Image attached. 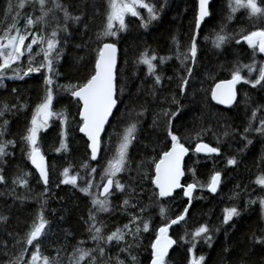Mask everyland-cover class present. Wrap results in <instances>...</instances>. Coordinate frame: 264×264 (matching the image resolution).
<instances>
[{
    "label": "trees",
    "instance_id": "trees-1",
    "mask_svg": "<svg viewBox=\"0 0 264 264\" xmlns=\"http://www.w3.org/2000/svg\"><path fill=\"white\" fill-rule=\"evenodd\" d=\"M58 2L72 16H80L81 22L71 19L65 21L63 11H56L55 19L53 16L47 18L49 23L28 27L27 18L31 16L35 20L40 15L39 4L36 3L33 7L32 1H25V6L19 8L20 0H0V38L12 30H19L23 35L37 33L44 36H50L53 30H57L60 57L55 65L58 75L53 76V110L65 112L69 121L65 126L68 132L65 137L67 151H57L61 148L59 119L39 136L41 151L45 155L47 166L51 168L50 192L45 193L43 183L37 182L38 176L30 166L26 150H21L22 147L26 148L21 143V137L29 125L35 105L45 94L43 77L34 73L24 80L6 81L0 88V108L7 104L11 109L0 117V130L4 131L5 140L16 141L15 147L8 146L10 155L0 161V168L6 178V183H0V215L7 217L6 221H0V264H10L11 260L20 255L18 242L24 243L28 248L24 238L41 212V195L47 201L43 212L49 221L40 239L42 255L50 259L59 258L60 264H69V257L77 247L95 249L97 242L91 239L88 224L85 223L90 210L94 211L92 198L79 189L87 187L89 179L95 184L103 181L101 175L117 148L116 134L122 132L126 124L136 122L137 114L142 113L138 117V142H134L129 149L128 170L117 177L129 192L136 188L139 193L140 185L136 180L138 166L145 157L150 160L156 155L153 147H156L157 152L160 151L166 136L167 117L161 113L164 110L175 111L177 106L182 108V115L176 123L179 125L183 122L185 125L180 128V134L193 137L191 143L185 142L190 151L184 162L186 171L183 182L192 183L195 172V179L205 187L198 185L194 191L193 195L197 198L193 200L186 220L169 229V235L178 243L169 253L168 264H188V248L192 246L191 233L202 224H207L211 229L214 237L212 247H208L203 240H198L193 255H204L207 264H261L264 249L254 244L252 238L254 235L264 236V218L258 202V198L264 196V193L254 183L256 177L264 173V166L260 164V159L264 156V137L254 131L259 127L260 119L264 118V91L259 86L253 89L250 84L241 83L237 86L236 103L223 109L212 103L211 89L220 80L230 79L231 72L236 67H240L241 75L246 78L255 79L259 75L257 53L254 54L243 41L238 45L235 40L242 30L253 31L264 25L249 19L244 13L232 15L229 0H213L210 4L212 15L203 23L199 32L195 33L196 0H145L157 8L159 16L156 20H149L146 12L141 11L143 22L147 23L146 28L142 26L141 19L128 17L126 30L120 31L114 40L104 38L103 41L117 44L116 87L119 101L103 132L98 159L92 162L86 140L79 133L77 105L71 100L70 94L63 90V86L86 82L87 69L94 67L96 50L100 46L97 36L107 24L110 0ZM48 6H52L50 0ZM230 15L231 20L228 19ZM65 26L67 32L59 30ZM217 33L235 38L217 49L213 45ZM192 35L198 36V60L190 83L186 86V95H182L180 85L183 78L188 76L185 65H193L190 59L182 64L183 56L178 57V53L187 51ZM142 55L157 56L153 62L156 65L153 74L149 75L147 67L139 63ZM160 58H165L163 63ZM85 64L87 67H82ZM252 64L256 65V70L248 76L247 68L243 66ZM27 66L28 61L23 58L21 63L13 67L22 70ZM156 75L161 76L160 85H155ZM13 89H18V92L13 93ZM173 99L178 104L173 103ZM13 105L26 107L17 111ZM253 111H256L255 119L252 117ZM249 121L253 131L245 133L244 129L248 127ZM226 128L230 132L228 136L223 135ZM202 129L203 142L219 146V156L208 158L194 154L195 143L199 142L194 137ZM243 136L251 139L252 145L244 148L246 141L242 139ZM230 157L238 159V166L227 165ZM85 164L89 165L87 169ZM65 167H69L70 176H77V187L59 184L62 178L60 173ZM93 167L97 172L90 175ZM214 170L221 171L222 175V184L215 195L209 193L206 187ZM144 171L145 169H140L139 174L142 175ZM150 174L154 176V165ZM23 179H27V186H22ZM142 187L144 192L139 196L140 205L146 209L145 218L150 219L153 234L150 236L149 233H142L136 240L132 235H126L125 240L129 243L121 242L118 245L116 242L107 245L101 241V245L105 247V254L100 258L101 264H108L110 258L112 264H116L117 256L124 264H149L154 230L162 226L165 218L160 216L161 204L151 199L153 186L150 180L144 181ZM177 193L174 201L163 204L167 219H174L187 206L182 191ZM125 198L130 200V205L137 204L136 195L118 194L117 197H109V212L97 214L98 220L103 222L102 225L98 223V226H102L105 238L117 227L123 229L125 224H129L132 214L140 215L139 206H129L126 209L120 207ZM249 200L257 202L246 207ZM234 205L239 207L241 216L234 218L230 226L224 225L223 211ZM130 230L134 231L135 225L129 224V228L124 229L125 232ZM225 247L231 249L230 255L224 252ZM121 248L128 250L121 252ZM133 256L136 257L135 262L132 260Z\"/></svg>",
    "mask_w": 264,
    "mask_h": 264
},
{
    "label": "snow or ice",
    "instance_id": "snow-or-ice-1",
    "mask_svg": "<svg viewBox=\"0 0 264 264\" xmlns=\"http://www.w3.org/2000/svg\"><path fill=\"white\" fill-rule=\"evenodd\" d=\"M51 7L48 6L49 0H32V6L39 4L40 15L35 20L29 16L26 21L28 27L33 24H47L49 23L48 17L53 16L55 19L56 11H63L64 20H73L74 22H81L80 16H72L67 8L58 2V0H50ZM235 6L230 0L229 7L232 12L235 13L240 8L249 9V17L264 20V7L258 6L256 0H234ZM25 6V0H20L18 4L19 8ZM110 11L107 16V24L104 30L97 36V42L100 46L96 50L95 63L93 68H88V75L86 82L79 84H70L63 86V90L70 94L71 100L75 101L79 114V121L77 125L79 132L87 138V149L90 152V160L97 161L99 153L101 151L102 136L101 133L105 131V125L109 122V117L113 115V110L117 107L119 97L117 95V44L116 42H103L104 38H117L118 32L124 31L127 28L125 17L130 15L141 19L142 26L147 27V23H144V18L138 9H144L148 13L149 20H156L159 16L157 8L145 2V0H110ZM198 11L195 16V26L199 30L202 22H206V18L212 15L210 11V0H198ZM162 10V9H161ZM15 20L16 17H13ZM229 20L232 19L230 15ZM118 25V28L115 27ZM14 27V25H13ZM67 32V27L59 29ZM85 30H87V24L85 23ZM223 33V28L221 29ZM217 33L213 39V45L215 48H221L230 39L235 37H229L225 34ZM31 40L25 44V41L29 39V36L19 33L17 30L16 35H6L0 40V85L3 84V80L9 71L12 75L9 79L24 80L26 77L39 73L43 77L44 92L45 94L40 98V101L35 105L33 109L29 125L26 127L25 133L21 137V143L26 146L22 147V151L26 150L27 159L31 162L32 166L39 173L38 183L42 182L44 185V192H50V172L51 168L46 165L45 155L41 151L38 137L43 130L49 127L50 119L57 117L60 121V143L61 148L57 151H67L68 145L65 143V137L68 135L66 131V125L69 123L65 112L54 111V91H53V76L58 75L55 70V65L59 61L60 51L58 50L59 40L57 39V30H53L50 36H44L37 33H30ZM239 38L235 40L236 44H241V41L247 44L249 48L253 50L255 54L257 51L264 54V27H257L256 30L246 31L242 30L239 34ZM191 43L185 53H178L179 56H183L181 63L191 60L193 66L185 65L187 77L183 78V83L180 85V94L186 95V86L190 83V77L194 74V66L198 60V36L192 35L190 37ZM46 42V47H45ZM38 45L39 51L36 52V56L43 54V59L37 61L33 56V46ZM28 53V66L26 69L14 68L21 57ZM82 60L84 58H81ZM157 56L152 55L150 58L147 55H142L139 59V63L147 66V72L149 75L153 74L156 70V65L152 61L156 60ZM165 58H160V62L163 63ZM90 63V61L88 62ZM87 67V65H82ZM243 67L248 69L251 74L256 70V65H244ZM46 70L42 72L41 70ZM22 71V74H21ZM250 84L253 89L259 86L261 91H264V64L259 66V75L255 79H249L241 75L240 67H236L231 72V78L226 80H220L215 84V87L211 89V98L216 101L217 104L232 107L233 103L237 100V85ZM161 84V76H155V85ZM13 93H17L18 89H13ZM122 91V89H121ZM57 102H59L57 100ZM71 103V101L69 102ZM173 103L178 102L173 99ZM17 111L26 105H13ZM11 109L7 104L3 108H0V117H2L5 111ZM259 110V109H258ZM166 119V136L162 142L160 151H156V147H153V152L156 155L152 156L149 160L147 157L141 160L138 166V176L136 178L138 185H140V192L137 193L136 188H132L131 192L120 179H116L118 174L128 170V161L130 160L129 149L133 146L134 142H138L137 126L138 117L142 113L137 114L136 122L128 123L124 126L122 132L117 133V148L113 158L108 160L107 167L104 169V173L101 175V180L106 179V182L101 184H94L93 180L87 181V187H82L79 190L86 196L92 198L93 210L89 212L88 232L91 239L97 242L95 249H87L77 247L72 256L69 257V264H101L100 258L105 254V247L101 245V241H104L107 245H111L113 242L120 244L121 242L129 243L125 240L126 235H132L134 240L138 238L142 233H149L151 236L153 233L150 230V219L145 218L146 209L140 205L139 196L143 194L144 189L142 184L146 180H150L152 187L151 199L155 203L161 204L159 209L160 216L165 218V222L162 226L155 228L154 239L150 244V261L149 264H168L169 249L173 248V245L178 242L169 235V229L173 225H178L186 220L189 214V209L192 206V202L197 197H194L193 193L198 187H205V185L195 179V172H193V182L185 183L182 178L185 177L186 165L183 163L185 156L188 155L190 149L185 146V142L191 143L193 137L182 136L180 134V128L185 127L181 122L177 125L176 121L182 115V108L177 106L175 111L164 110L161 113ZM70 115V114H69ZM252 117L256 118V111H253ZM154 121V126H155ZM7 124V121H5ZM253 131L251 121L249 125L244 129L245 133ZM254 131L264 137V118L260 119L259 127H256ZM204 130L198 132L194 137L199 142L195 143L194 154L203 153L208 158L219 156L221 154V148L219 146H210V144L203 142L202 134ZM224 136L230 135V132L225 129ZM242 139L246 141L244 148L252 145L253 141L248 139L247 136H243ZM16 146L15 140H5L4 131L0 130V161H3L5 157L10 155L7 151L8 146ZM170 145V146H169ZM147 148L148 146L145 145ZM156 156L159 158L157 159ZM239 161L235 157L227 159L228 166H238ZM260 164L264 166V156L260 159ZM154 165V176L151 175V167ZM84 167L87 169L88 164ZM140 169H145L142 175L139 174ZM97 172L96 168H91V174ZM27 175V174H25ZM62 177L59 184L72 185L77 187V176L69 175V167H65L60 173ZM0 183H6L3 169L0 168ZM16 183V181H13ZM259 186L262 193H264V173L258 175L254 181ZM22 186H27V179L21 181ZM59 184L57 187H59ZM222 184L221 171L214 170L210 176L209 181L206 184L207 191L212 194H217ZM96 187L101 189L98 195L93 194L90 189ZM177 190H182L183 197L187 198V206L183 208V211L176 215L174 219H167L165 216V207L163 204L174 201L176 198ZM136 195L138 197L136 205H130V200L125 198L120 205L122 208H128L129 206H139L140 215L132 214L129 224L135 225L134 231L125 232L124 229L129 228V224H125L122 228L117 227L115 231H112L106 236L102 234V226H98V223L102 225V221L98 220V213L109 212L110 201L109 197H117V195ZM238 195V193H237ZM102 197V198H101ZM41 203V212L37 216L36 220L30 226V230L26 233L24 241L27 245L33 246L35 251L31 252V259L27 260L25 253L30 249L24 246V243L18 242L21 252L20 255L10 261V264H60L59 258L50 259L48 256H43L41 253L40 239L45 233L46 226L49 225V221L46 219L43 206L47 203L43 199V196L39 198ZM256 200H249L247 206L256 203ZM258 202L261 209L262 218H264V196L258 198ZM241 211L239 207L232 206L227 207L223 211V224L230 226L234 221V218H239ZM7 217L0 215V221H6ZM142 225V228L141 226ZM219 230V229H217ZM192 246L188 248L189 260L188 264H207L206 257L204 255H193V249L196 248V242L203 240L208 247H212L213 235L211 229L207 224H202L196 228L192 233ZM182 239H184L182 237ZM253 242L264 249V236H253ZM83 243V242H81ZM131 247V244H129ZM126 248H121L120 251H127ZM226 254H231V249L224 248ZM132 260L135 262L136 257L133 256ZM108 264H112L111 258ZM116 264H124L123 261L116 258ZM243 264V262H242ZM261 264H264V259L261 260Z\"/></svg>",
    "mask_w": 264,
    "mask_h": 264
},
{
    "label": "rangeland",
    "instance_id": "rangeland-1",
    "mask_svg": "<svg viewBox=\"0 0 264 264\" xmlns=\"http://www.w3.org/2000/svg\"><path fill=\"white\" fill-rule=\"evenodd\" d=\"M25 1H32V0H25ZM229 3H230V0H229ZM38 4V3H37ZM232 4H233V6H235V4H234V0H232ZM229 9H230V12H231V14L232 15H237V14H239V13H244L249 19H252V20H257V21H259L260 19H256V18H250L249 17V9H246V8H240V9H238L235 13H233L232 12V10H231V8L229 7ZM109 11H110V6H109ZM138 11L141 13V11H144V12H146V14L148 15V13H147V11L146 10H144V9H138ZM128 17H131L130 15H128V16H126L125 17V20L128 18ZM136 18V17H135ZM115 27H117L118 28V25H116ZM119 33V32H118ZM17 34V30H12V31H8L6 34H4L1 38H0V40H2L6 35H16ZM27 36H29V39L28 40H26L25 41V44H27V43H29L30 42V40H31V35L30 34H27ZM107 39H111V40H114V39H116V38H107ZM246 44V43H245ZM247 45V44H246ZM45 47H46V42H45ZM37 51H39V46L38 45H34L33 46V56L35 57V59L37 60V61H39V60H42L43 59V54L41 53V55H39V56H36L35 54H36V52ZM256 53H259L258 51L256 52ZM262 57H263V60H262V64H264V54H262ZM23 58H26L27 59V61H28V53H25V55L23 56V57H21V60L23 59ZM150 58V57H149ZM21 60L18 62V63H21ZM152 62H154V61H152ZM17 63V64H18ZM154 64V63H153ZM144 65V64H143ZM14 66V65H13ZM146 66V65H145ZM147 67V66H146ZM42 72H45L46 70H44V69H42L41 70ZM246 75H248V76H250V75H252L253 73H254V71L250 74L249 72H248V69H246ZM21 74H22V72H21ZM12 75V72L11 71H9L8 73H7V75L5 76V78H4V80H3V84L6 82V81H9V80H12V79H9L8 77L9 76H11ZM2 84V85H3ZM2 85H0V88L2 87ZM245 85H248V84H245ZM57 119H59V118H57V117H54V118H52V119H50V121H49V127L57 120ZM49 127L46 129V130H43L41 133H40V135L42 134V133H44V132H46L48 129H49ZM39 135V136H40ZM38 139H39V137H38ZM107 167V166H106ZM105 167V168H106ZM121 174V173H120ZM120 174H118V176L120 175ZM117 176V177H118ZM117 177H116V179H117ZM106 182V179H104L103 181H101L100 183H96V184H103V183H105ZM95 184V183H94ZM101 189H99V188H96V187H92L91 189H90V191L93 193V194H95V195H98L99 194V191H100ZM28 248L30 249V251L29 252H27V253H25L24 255H25V257H26V259L27 260H30L31 259V252L32 251H35V248L33 247V246H29L28 245ZM21 264H24V262L22 261L21 262ZM41 264H42V261H41Z\"/></svg>",
    "mask_w": 264,
    "mask_h": 264
},
{
    "label": "water",
    "instance_id": "water-1",
    "mask_svg": "<svg viewBox=\"0 0 264 264\" xmlns=\"http://www.w3.org/2000/svg\"><path fill=\"white\" fill-rule=\"evenodd\" d=\"M213 0H210V4H211V2H212ZM198 0H197V11H198ZM208 18H206V20H207ZM203 23L204 22H202V25H203ZM202 25H201V27H202ZM201 29V28H200ZM199 29V30H200ZM199 30H197L196 29V26H195V33H198L199 32ZM117 53H118V51H117ZM35 74H38V73H35ZM238 86V85H237ZM214 87H215V85H214ZM213 87V88H214ZM211 100H212V98H211ZM237 101V100H236ZM236 101L233 103V105L236 103ZM212 103L214 104V105H216V106H218V107H220V108H223V109H228L229 107L228 106H225V105H220V104H217L216 103V101H214V100H212ZM115 110V109H114ZM114 110H113V112H114ZM78 118H79V114H78ZM110 118H111V116L109 117V120H110ZM107 125V124H106ZM106 125H105V127H106ZM80 133V132H79ZM80 135L82 136V137H84V139L85 140H87V138L83 135V133H80ZM103 135V132L101 133V136ZM90 153V152H89ZM201 155H204L203 153H200ZM188 156V155H187ZM187 156H185V158H184V162H185V160H186V158H187ZM45 162H46V158H45ZM92 162H96V161H92ZM183 162V163H184ZM29 163H30V166H31V168L36 172V174H37V176L39 177V173L36 171V169L32 166V164H31V162L29 161ZM46 165H47V162H46ZM155 174V173H154ZM183 179H184V177L182 178V181H183ZM179 191H182V190H177V192H179ZM212 194V193H211ZM102 198V197H101ZM186 200H187V198H185ZM173 247H174V245H173ZM172 249H169V253H170V251H171Z\"/></svg>",
    "mask_w": 264,
    "mask_h": 264
},
{
    "label": "flooded vegetation",
    "instance_id": "flooded-vegetation-1",
    "mask_svg": "<svg viewBox=\"0 0 264 264\" xmlns=\"http://www.w3.org/2000/svg\"><path fill=\"white\" fill-rule=\"evenodd\" d=\"M256 2L258 4V6L264 7V0H256ZM259 22L264 25V20H259ZM257 55H258V60L260 62V65H262V60H263L262 54L261 53H257Z\"/></svg>",
    "mask_w": 264,
    "mask_h": 264
},
{
    "label": "bare ground",
    "instance_id": "bare-ground-1",
    "mask_svg": "<svg viewBox=\"0 0 264 264\" xmlns=\"http://www.w3.org/2000/svg\"><path fill=\"white\" fill-rule=\"evenodd\" d=\"M212 3V2H211ZM196 13H197V0H196ZM195 31V30H194ZM212 101V100H211Z\"/></svg>",
    "mask_w": 264,
    "mask_h": 264
}]
</instances>
